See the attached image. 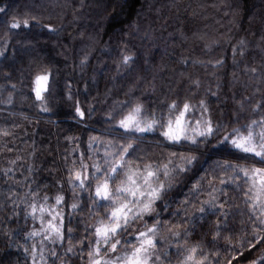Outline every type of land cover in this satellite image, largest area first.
Instances as JSON below:
<instances>
[{
  "label": "trees",
  "instance_id": "1",
  "mask_svg": "<svg viewBox=\"0 0 264 264\" xmlns=\"http://www.w3.org/2000/svg\"><path fill=\"white\" fill-rule=\"evenodd\" d=\"M6 5L8 15L0 14V50H5L0 55V264H31L24 249L33 241L24 236L36 224L31 217L25 219V205L33 194L41 200L48 196L49 203L57 194L67 197L70 169H79L82 156L89 165L97 160L95 146H89L91 137L126 142L115 127L127 110L121 109V102L143 103L150 118L153 112L157 117L167 114L173 101L181 107L189 101L196 106L190 117L194 120L204 100L213 123L220 125L217 140L234 127L264 117V107L253 111L264 105V0H0V7ZM13 15L21 21L35 17L38 23L9 31L7 21ZM49 24L56 31L42 27ZM123 55L133 56L134 62L118 71ZM41 69L51 71L48 111H41L32 93L33 75ZM77 105L85 113L83 119L76 114ZM160 131L145 134L131 158L163 163L170 153L189 150L187 145H168ZM200 153L196 166L157 202L159 217L150 218L152 223L159 218L169 226L183 225L181 201L198 205L206 199L213 177L219 186L217 161L254 164L237 160L219 146ZM202 177V192L191 195L192 185ZM224 191L226 222L219 213H206L189 226L191 242L219 252L216 264L233 257V264H264V243L252 239L243 191L234 185ZM84 196L68 226L75 233L72 245L83 239L85 247L66 254V235L62 246L47 245L58 252L57 257L46 255L47 264L84 263L80 253L88 242L89 211ZM187 207L191 211V203ZM178 210L179 215H173ZM218 222L223 234L212 244ZM170 251V264H176Z\"/></svg>",
  "mask_w": 264,
  "mask_h": 264
},
{
  "label": "snow or ice",
  "instance_id": "2",
  "mask_svg": "<svg viewBox=\"0 0 264 264\" xmlns=\"http://www.w3.org/2000/svg\"><path fill=\"white\" fill-rule=\"evenodd\" d=\"M0 14L8 15L7 5L0 7ZM33 23H38L35 17L21 21L13 15L7 21V28L9 31L30 28ZM42 27L49 32L56 31L50 24ZM4 54L5 50H0V55ZM86 62L87 57L82 60V63ZM133 62V56L123 55L117 64V70L122 66L128 68ZM50 82L51 71L48 69H41L33 75L32 93L42 105L41 111H48L46 94L50 90ZM125 107L127 110L122 111L115 127L122 130L123 136L127 138L126 142L106 141L100 159L89 165L82 156L79 169H70L68 183L73 185L74 190L79 188L88 192V199L91 201L88 205L89 214H94L93 209L104 208L103 215L95 213V222L85 227L88 241L87 264H170L173 254L170 249L174 250L176 264H216L219 252L206 251L202 242L192 243L189 226L194 225L198 219L202 220L209 212L219 213L225 217L226 222L229 210L225 207L228 194L224 189L229 185L243 191L244 203L253 227L252 239L256 240L257 245L264 243V117L234 127L217 140L220 125L213 123L204 100L199 102L200 116L194 120L190 117L194 116L196 106L189 101H185L182 107L173 101L168 105L167 114L161 113L157 117L153 112L150 118L145 115V106L139 101L131 104L128 101L121 102V109ZM260 107L264 105L258 104L253 111H258ZM76 114L81 119L85 116L79 105L76 107ZM108 119H112V114H109ZM157 128L161 130L160 136L168 145H187L189 150L179 155L172 152L163 163L146 160L143 156L132 159L133 153L139 150L142 137ZM213 140H216L215 144L212 143ZM96 142L98 138L91 137L90 148ZM218 146L229 151L237 160L253 161V166L227 160L223 163L217 161L216 167L222 172L219 186L214 183L213 177L208 181L206 199L199 200L198 205L189 200L181 201L185 213L183 225L169 226L168 222H162L159 218L151 225L144 223L146 217H159L157 202L164 199L166 193L179 182V178L196 166L200 150L211 151ZM255 164L262 166L256 167ZM203 179L202 177L192 185L191 195L196 196L202 192ZM242 182L247 185L244 189H241ZM49 199L44 196L41 200L38 194H33L32 202L25 205V219L31 217L34 223L39 224L38 228L34 227L24 236L26 241H33L30 248L24 249L30 255L31 264H47L46 255L57 257L58 252L54 248L47 249V245L51 243L62 246L66 235L69 239L66 254H74L77 246L81 250L85 247L83 239L76 246L72 245L74 230L66 225L65 213L61 208L65 197L57 194L54 204H50ZM190 203L191 211L187 207ZM69 207L78 211L81 205L77 201ZM173 215H179V210ZM137 222L143 227L136 226ZM129 230L132 240L124 236ZM222 234L223 229L218 222L210 243L218 242ZM159 244L167 247L161 250ZM240 246L243 247V244ZM249 247L254 246L249 243ZM80 254L83 257L82 251ZM234 260L235 257L226 264H233Z\"/></svg>",
  "mask_w": 264,
  "mask_h": 264
},
{
  "label": "rangeland",
  "instance_id": "3",
  "mask_svg": "<svg viewBox=\"0 0 264 264\" xmlns=\"http://www.w3.org/2000/svg\"><path fill=\"white\" fill-rule=\"evenodd\" d=\"M112 134H115V133H112ZM108 138H106V139H104V140H101V139H98V142H96L95 143V148L93 149V156H94V158L95 159H100V157H102V155H103V152H104V150H105V142L106 141H109V140H107ZM111 140H113V139H111ZM168 158H169V156H168ZM167 158V159H168ZM167 159L164 161V162H166L167 161ZM177 159H178V157H177ZM101 163H102V160H101ZM249 166H253V165H249ZM246 187H247V185H246ZM70 189L72 190H70V192H68V195H67V197H65V208H64V204L63 205H61V208L63 209V211H64V213H65V222H66V225L68 226V222H69V220H70V217L72 216V215H75V217L77 216V211H73L70 207H69V205H71L73 202H79L80 203V198H81V196L82 195H85L84 196V198L88 201V203L89 204H91V201L88 199V192L85 190V191H81L79 188H75V190H74V187H73V185H70ZM74 191H75V195H74ZM55 203V199H54V201H53V203H50V204H54ZM81 205V204H80ZM93 211V215H90L89 214V211H88V218H87V224H89V223H94L95 222V219L97 218V216L95 215V213H99V214H101V215H103V213H104V208H99V209H93L92 210ZM155 216H153V217H146L145 218V221H144V223H146V224H148V225H151L152 224V221L150 220V218H154ZM33 221V220H32ZM153 222H154V220H153ZM36 224V228H38L39 227V224H38V222L37 223H35ZM136 226H138V227H143V225L142 224H140L139 222H137V225ZM161 231H162V233L164 232V229L162 228L161 229ZM130 232H131V230H129V233H125L124 234V236L126 237V239H128V240H132L133 239V237L131 236V234H130ZM73 234H75L74 232H73ZM73 236V235H72ZM67 241H69V239L67 238ZM71 241H72V238H71ZM174 243H175V241H173ZM88 243V242H87ZM49 245H52L51 243H49ZM87 245V244H86ZM159 247H162L163 246V244H159L158 245ZM87 251H88V249H87V247H86V250H85V252H84V254H83V256H84V258H85V260H84V263L83 264H87Z\"/></svg>",
  "mask_w": 264,
  "mask_h": 264
}]
</instances>
